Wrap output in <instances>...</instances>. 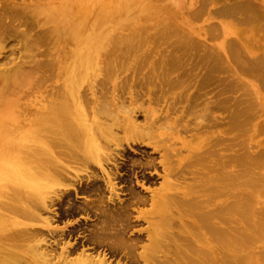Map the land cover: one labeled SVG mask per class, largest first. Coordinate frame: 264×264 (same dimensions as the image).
Instances as JSON below:
<instances>
[{"label":"bare ground","instance_id":"1","mask_svg":"<svg viewBox=\"0 0 264 264\" xmlns=\"http://www.w3.org/2000/svg\"><path fill=\"white\" fill-rule=\"evenodd\" d=\"M186 5L1 6L0 57L24 56L0 60V264H264V0L212 11L218 48Z\"/></svg>","mask_w":264,"mask_h":264},{"label":"rangeland","instance_id":"2","mask_svg":"<svg viewBox=\"0 0 264 264\" xmlns=\"http://www.w3.org/2000/svg\"><path fill=\"white\" fill-rule=\"evenodd\" d=\"M5 1L6 2H9V1H12V0H0V14H1V10H2L1 6L4 3H6ZM15 1H19V0H15ZM177 2L179 4H181V3L184 2V4L186 5V4H189L190 0H177ZM224 4H225V0H219L217 3H215V1H214L213 4H211L209 6V8L204 13H202L201 15H199L197 18H192V19L191 18H188V20L186 18V19L181 20L183 18V16H184L185 13L187 14L190 11H193V8L194 9L196 8V7L190 6V8H188L189 10L187 11V7L188 6L186 5V7L184 9H182L183 12H179V13H181V14L183 13V14L178 17L179 20L177 22L186 31V33L187 32L189 33V31H191L190 34H193V37H195L193 39H197V40H199L201 42H204V44H206V45H208V46H210L212 48H214V47L215 48H218V45L221 44V43H223L224 40L225 41H234L235 38H236L234 34L224 35V33L222 31V24L224 22L233 21V18L230 17V16H227V15H222V14L220 15V14H216V13H213L212 12L213 10L218 9L219 7L223 6ZM211 23L218 24V28H219L218 30L213 31V33L212 32H209L207 30V27H209V25ZM241 25L245 26L244 24H241V23H239L236 26L237 27H241ZM195 29H200V31L199 32L198 31L197 32H194L193 30H195ZM20 30H25V27L22 26ZM212 34H214V35H212ZM10 39H12L14 41H12ZM8 40H7V42H9V44L10 43L13 44L12 42H14L15 45H13L14 47H12V45L9 46V44H8V47H7L6 51L3 54L4 56L2 55L0 57V60L2 62L1 65L4 62L5 63H8L5 67H2L4 69L8 65H16V64H19L21 56L22 55L24 56V54H23L24 49H23V46L21 44H19V39H13L12 37H10ZM263 47L264 46L262 44V46L257 51H255V53L253 52L250 56L255 57V56H258L260 54L263 55V53H264V51H263L264 48ZM4 57H6V60L3 61V59H5ZM3 65H5V64H3ZM2 68H0V69H2ZM4 69H2V70H4ZM10 71H11V69H10V66H9V71L8 72H10ZM44 83H45V80H44ZM44 83H42V85H44L42 87H41V84L39 86L35 85L37 88H35V86L34 87H31V88L28 86L27 89H25V91H23V92L30 91L31 92L30 95L32 96V98H36V100H40V99L44 98L45 94L44 95H42V94L45 91H47V90L51 89L52 87H54V85L57 83V79L54 78L52 80H47L46 83L45 84ZM51 84L53 86H50ZM250 84H251L252 87H253V85H258L259 90L261 89V86H259L260 84L258 82V79H256V81L255 80H252V82ZM38 87H40V88H38ZM29 88L31 90H29ZM244 93H245L244 89H241L239 92H235V96H239V97L244 98V95H243ZM262 93L264 94V91H262ZM27 98H29V95H27ZM220 116L223 117L224 115L222 114ZM260 116H264V112L262 114H260L259 117ZM258 122L260 124L261 123H264V117H262L261 119H259ZM237 135H239V133L236 131L234 133V136L236 137ZM250 135L252 136L254 134H252V132H251ZM262 136L264 137V134ZM238 148H239V146L237 145L236 146V149H238ZM150 152H152V150ZM120 194H123V193H120ZM121 197L125 199V196L124 195H122ZM89 223H91V222H89ZM80 232H83V230L80 231ZM87 233H89V232H87ZM112 259H114V258H112Z\"/></svg>","mask_w":264,"mask_h":264}]
</instances>
